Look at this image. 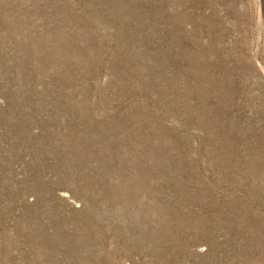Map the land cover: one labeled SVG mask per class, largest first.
<instances>
[{
  "label": "rangeland",
  "instance_id": "rangeland-1",
  "mask_svg": "<svg viewBox=\"0 0 264 264\" xmlns=\"http://www.w3.org/2000/svg\"><path fill=\"white\" fill-rule=\"evenodd\" d=\"M0 264H264V0H0Z\"/></svg>",
  "mask_w": 264,
  "mask_h": 264
}]
</instances>
